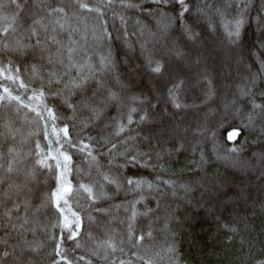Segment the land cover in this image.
Listing matches in <instances>:
<instances>
[{
	"label": "snow or ice",
	"instance_id": "obj_1",
	"mask_svg": "<svg viewBox=\"0 0 264 264\" xmlns=\"http://www.w3.org/2000/svg\"><path fill=\"white\" fill-rule=\"evenodd\" d=\"M256 3L0 0V264H41L49 246V264H182L168 198L177 188L187 193L193 178L168 172L169 161L190 152L186 167L199 176L214 156L264 179V36L261 70L243 72L226 96L219 87L220 73L244 65L250 19L264 34V0L258 15H250ZM202 25L209 34L222 28L226 43L203 41ZM112 28L126 43L133 34L153 37L151 44L140 41L139 63L124 53L130 71L117 68ZM190 94L198 103L190 105ZM22 110L35 113L43 139L55 147H42L38 131L24 137L21 120L33 118ZM70 127L79 131L73 135ZM18 136L27 151L17 149ZM250 142L259 147L246 154ZM75 153L84 157L80 168ZM130 165L155 175L129 174ZM82 209L103 233L85 231ZM118 216L124 228L116 232L109 220ZM157 225L165 237L159 250ZM250 225L230 228L232 243L239 244L242 264H264V228ZM69 248L81 254L70 256Z\"/></svg>",
	"mask_w": 264,
	"mask_h": 264
},
{
	"label": "trees",
	"instance_id": "obj_2",
	"mask_svg": "<svg viewBox=\"0 0 264 264\" xmlns=\"http://www.w3.org/2000/svg\"><path fill=\"white\" fill-rule=\"evenodd\" d=\"M6 3L7 0H4ZM211 2V0H210ZM261 9L260 0L254 5L253 11L250 13L252 17L258 15ZM131 16V13H129ZM120 21L117 20L116 24L119 25ZM143 23V22H142ZM134 26V20L129 21V32H132ZM89 28L91 25L88 26ZM200 31H203V41L208 44L215 43L217 46L222 43H226V37L224 30L221 28L216 33H211L206 30L202 25ZM113 33V40L111 44V50L114 58L117 60V68L121 72L130 71V65L124 63V53H128V59L131 64L135 65L139 63L137 57L140 54L141 40H145L146 43L151 44L153 37L146 35L141 37L137 34H133L128 37L127 43L120 37L115 28L111 29ZM264 36L261 33L254 20L249 21L248 26L245 29L242 37V50L244 51V65L234 67L231 70L230 75L225 76L224 73H220L219 87L222 90L221 95L226 96L228 92L233 90V85L242 79L243 72H258L261 70L260 65V53L259 41ZM93 39L89 35V46L93 44ZM164 44V40L159 41V46ZM131 49V51H129ZM107 51V48L104 49ZM252 52L250 56L249 53ZM27 102V97H25ZM192 102L198 103L194 94H190V105ZM26 115L33 119L27 123H24L23 118L21 124L23 127L24 137L28 136L30 131H38L41 133L40 142L42 147H46L47 144L53 143L52 141H46L43 139V132L40 127L36 125L35 113H29L27 110H22ZM3 115V114H0ZM201 117L203 113L199 114ZM213 116L209 113V118ZM178 120L185 119L184 116L177 117ZM189 121L194 120V115L189 114L187 117ZM238 123V121H237ZM50 131V129H49ZM79 131V128L70 127V133L75 135ZM223 132V129H221ZM20 137H17L16 146L20 151H27L29 144L21 143ZM34 139V138H33ZM203 143V141H200ZM243 143V140H240ZM53 147L55 144L53 143ZM259 144L250 142L249 147L246 149L247 153H254L258 150ZM211 146L209 145V151ZM193 157L192 153H185L183 155L175 156L169 161L166 166L168 172L175 171L185 177L193 178L192 188L186 193L182 188H177L175 196L169 197L168 201L171 204L169 209L170 224L173 228H176V244L178 249L179 258L182 264H242V260L245 259L243 254L239 251V244L232 243L233 233L229 231L230 228L236 229L237 232L243 230L245 225H250V222L257 228H264V208L261 207V202L264 201V179H262L255 172H241L238 169L224 164L223 161L217 160L214 156L205 165V169L199 176L195 172L186 167L189 160ZM198 158V154H197ZM84 162V157L75 153L73 155V164L75 167L80 168ZM87 167V165H84ZM83 169L81 168V171ZM131 173L139 172L142 176H149L151 178L155 173L151 168L137 167L130 165L126 170ZM151 174V175H150ZM74 181L75 185V173L70 177ZM166 178V177H165ZM175 179V177H173ZM54 183V181H50ZM223 182L224 187L220 192L215 191L219 188ZM182 183V182H180ZM114 193V188L112 193ZM38 193L34 190L32 199L35 201V197ZM46 194V190H45ZM122 196L116 197V202L120 203ZM131 199L132 197H128ZM73 208H75V201H71ZM147 203V201H145ZM149 207H155V203L148 205ZM137 210L143 212L145 210L144 204H138ZM0 207V212H2ZM81 214L84 217V229L85 231H92L94 234H101L104 232L103 226H97L95 222L89 223L87 219V211L81 210ZM23 215V213H21ZM95 216V214L93 213ZM43 218V217H42ZM122 219V216L116 218H110L109 224L116 231L119 232L124 228L123 224L118 222ZM141 221L139 227H145V222L142 217H138ZM156 226L157 239L154 241V247L159 250L164 243L165 237L159 234V227ZM0 232V237H2ZM82 235L84 233L82 232ZM31 238V237H30ZM69 255L79 256L80 251H73V249H67ZM52 252V248L49 246L47 252L42 256L41 264H49L48 253ZM167 264V262H165Z\"/></svg>",
	"mask_w": 264,
	"mask_h": 264
}]
</instances>
